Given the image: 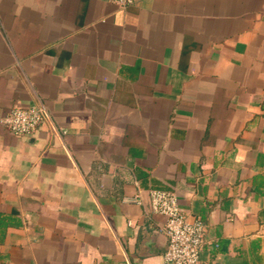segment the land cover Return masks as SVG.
Here are the masks:
<instances>
[{
	"label": "crops",
	"instance_id": "crops-1",
	"mask_svg": "<svg viewBox=\"0 0 264 264\" xmlns=\"http://www.w3.org/2000/svg\"><path fill=\"white\" fill-rule=\"evenodd\" d=\"M0 264H164L173 190L200 264H264V0H0Z\"/></svg>",
	"mask_w": 264,
	"mask_h": 264
},
{
	"label": "built area",
	"instance_id": "built-area-1",
	"mask_svg": "<svg viewBox=\"0 0 264 264\" xmlns=\"http://www.w3.org/2000/svg\"><path fill=\"white\" fill-rule=\"evenodd\" d=\"M121 8H127L135 0H112ZM48 116L47 106L15 105L6 112L0 108V122L15 135L33 133ZM151 206L155 213L165 216L162 231L167 238L164 264H200V252L205 237V223L197 216H189L181 207L179 197L173 190L153 189Z\"/></svg>",
	"mask_w": 264,
	"mask_h": 264
}]
</instances>
